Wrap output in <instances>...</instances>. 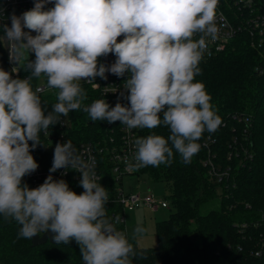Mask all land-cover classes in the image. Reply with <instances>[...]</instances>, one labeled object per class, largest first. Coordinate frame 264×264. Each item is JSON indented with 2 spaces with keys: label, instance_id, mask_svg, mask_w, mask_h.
Here are the masks:
<instances>
[{
  "label": "clouds",
  "instance_id": "obj_1",
  "mask_svg": "<svg viewBox=\"0 0 264 264\" xmlns=\"http://www.w3.org/2000/svg\"><path fill=\"white\" fill-rule=\"evenodd\" d=\"M217 6L218 0H34L30 10L11 15V25L2 27L16 66L0 68V216L20 226L19 238L51 232L57 245L75 241L83 264H132L138 253L117 229L120 217L113 222L107 214L108 191L70 140L56 143L49 172L80 173L81 194L52 175L36 188L23 178L39 167L32 151L43 145L41 133L47 136L61 117L78 110L92 122L169 129L167 138L135 139L136 169L171 164L174 152L191 163L203 133L222 124L204 84L194 82L208 38L218 37ZM109 54L115 61L101 63ZM21 63L29 75L13 78ZM108 73L128 75L120 93L127 103L118 98L113 107L102 98L85 104L82 82L99 86L96 78L107 80ZM41 77L56 90L50 111L32 84ZM146 232L138 224L132 239Z\"/></svg>",
  "mask_w": 264,
  "mask_h": 264
},
{
  "label": "trees",
  "instance_id": "obj_2",
  "mask_svg": "<svg viewBox=\"0 0 264 264\" xmlns=\"http://www.w3.org/2000/svg\"><path fill=\"white\" fill-rule=\"evenodd\" d=\"M260 38L242 30L223 50L204 54L194 82L204 84L222 124L213 133H203L191 163L185 164L174 152L171 164L135 168L134 174L162 182L163 198L173 210L155 222L154 246L138 247L128 237L138 253L132 264H264V38L262 43ZM7 60L0 41V68L7 69ZM28 75L21 63V78ZM39 83L46 86L45 78L32 81L34 88ZM82 87L87 92L85 104L96 100L98 93L90 84L82 82ZM55 92L46 87L39 93L46 110L56 103ZM109 133L106 121L92 122L82 110L72 111L51 126L47 136L41 133L43 145L32 155L38 165L51 168L56 143L70 140L78 154L80 144L97 142ZM151 133L165 138L170 134L164 126L139 128L137 138ZM99 161L105 187L114 197L117 183L107 155L100 153ZM67 183L78 194L84 191L71 179ZM106 209L111 218L123 213L116 203ZM19 227L12 219L0 218V264H83L75 241L33 246L31 240L18 237Z\"/></svg>",
  "mask_w": 264,
  "mask_h": 264
},
{
  "label": "built area",
  "instance_id": "obj_3",
  "mask_svg": "<svg viewBox=\"0 0 264 264\" xmlns=\"http://www.w3.org/2000/svg\"><path fill=\"white\" fill-rule=\"evenodd\" d=\"M34 6V0H0V29L7 24L11 25L10 17L13 13L21 15L23 12L30 10ZM216 23L219 28L218 37L216 40L208 38V47L205 52L207 55L214 54L225 48L227 43L240 31L248 30L250 33H257L260 36V43L264 38V0H218ZM4 32H0V41L6 48L8 53L7 69L11 71L14 65L10 59V52L3 41L6 39ZM198 38V37H197ZM123 37L118 38V40ZM9 48L11 44L9 43ZM115 61V56L109 54L107 57H101L100 62L104 64H111ZM21 78L20 68L18 73L13 74V78ZM107 80L99 77L94 81L99 86L90 84L91 88L96 90L98 97L96 99L105 98V100L111 105L115 106L118 98L122 103H127L120 96L123 91V82L128 78L126 74L122 78H118L110 73L107 74ZM25 78V77H24ZM36 87H39L41 91L46 89L45 84L39 83ZM106 125L110 128L108 137L103 138L97 142H85L80 144L79 153L86 162L94 166V171L100 178L98 182L105 187L101 173V163L99 161V154L105 153L107 155L109 169L113 176L114 182L117 183L115 196L109 195V202L106 204V208L114 203L120 205L124 212V209H132L139 206H147L153 211L159 208H167L169 206L168 201L163 197H155L150 191H132L125 193L122 189V178L126 175H134V159L133 154L135 151L134 141L137 138L138 130L127 129L126 126L121 125L119 121L114 124L106 122ZM50 168L43 165H39L36 172L31 175L25 176L23 179L30 188H36L41 185L44 180L52 175L54 179H64L66 182L71 179L76 183L80 181V173L68 170L66 175H63L65 169H60L55 173L49 172ZM213 173H216L213 166H211ZM220 179V178H219ZM106 188V187H105ZM78 194V193H77ZM113 222L115 217H120V222L116 223L118 228L125 232L123 227L124 217L122 214H111ZM0 218H3L0 216ZM42 234V233H41ZM40 236V235H38ZM257 254V253H256Z\"/></svg>",
  "mask_w": 264,
  "mask_h": 264
},
{
  "label": "rangeland",
  "instance_id": "obj_4",
  "mask_svg": "<svg viewBox=\"0 0 264 264\" xmlns=\"http://www.w3.org/2000/svg\"><path fill=\"white\" fill-rule=\"evenodd\" d=\"M4 45L7 46L9 50V41H3ZM15 55V53H13ZM122 189L125 193L132 192L135 190L140 191H150L155 197H163L165 194L164 186L160 181H154L150 179L147 174H134L126 175L122 178ZM215 207L218 206L216 202ZM173 210V207L159 209V211H153L147 206H139L132 209H124L123 217L125 233L128 237L132 239V230L136 225H142L147 229V232L142 238H137L134 240L135 245L138 247H152L156 243V238L154 234L155 222L164 219L168 216L169 212Z\"/></svg>",
  "mask_w": 264,
  "mask_h": 264
},
{
  "label": "water",
  "instance_id": "obj_5",
  "mask_svg": "<svg viewBox=\"0 0 264 264\" xmlns=\"http://www.w3.org/2000/svg\"><path fill=\"white\" fill-rule=\"evenodd\" d=\"M46 242H49V243H55V241L52 239V233L51 232H46L44 234H41L40 236H34L32 239H31V244L33 246L35 245H41V244H44Z\"/></svg>",
  "mask_w": 264,
  "mask_h": 264
},
{
  "label": "crops",
  "instance_id": "obj_6",
  "mask_svg": "<svg viewBox=\"0 0 264 264\" xmlns=\"http://www.w3.org/2000/svg\"><path fill=\"white\" fill-rule=\"evenodd\" d=\"M138 190V189H137ZM136 191V190H135ZM140 191V190H139ZM145 191H147V190H145ZM159 209H163V208H159ZM159 209L158 210H156V211H159Z\"/></svg>",
  "mask_w": 264,
  "mask_h": 264
}]
</instances>
